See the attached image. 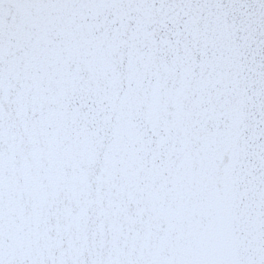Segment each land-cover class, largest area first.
<instances>
[{
	"label": "snow or ice",
	"instance_id": "1",
	"mask_svg": "<svg viewBox=\"0 0 264 264\" xmlns=\"http://www.w3.org/2000/svg\"><path fill=\"white\" fill-rule=\"evenodd\" d=\"M0 264H264V0H0Z\"/></svg>",
	"mask_w": 264,
	"mask_h": 264
}]
</instances>
